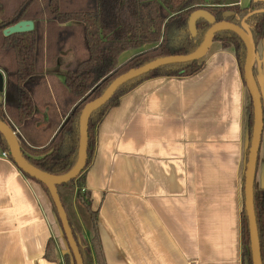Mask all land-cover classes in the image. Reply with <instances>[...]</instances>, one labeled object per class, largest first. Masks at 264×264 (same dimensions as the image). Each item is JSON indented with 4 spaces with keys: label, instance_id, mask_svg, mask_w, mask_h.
I'll list each match as a JSON object with an SVG mask.
<instances>
[{
    "label": "crops",
    "instance_id": "obj_1",
    "mask_svg": "<svg viewBox=\"0 0 264 264\" xmlns=\"http://www.w3.org/2000/svg\"><path fill=\"white\" fill-rule=\"evenodd\" d=\"M250 3L238 0L243 9ZM136 53L121 54L119 64ZM77 58L76 51L59 57L46 82L62 84L61 68ZM203 60L192 77L142 82L97 126L84 188L98 214L105 264H242L251 101L233 48L213 42ZM255 62V79H261L258 47ZM3 78L2 105L9 100ZM49 111L38 101L28 144L43 147L52 136ZM3 153L0 148V264H64L66 246L51 201ZM254 185L264 189V131ZM68 195L77 215L74 194ZM80 229L86 264H95L87 222ZM49 242L55 261L44 257Z\"/></svg>",
    "mask_w": 264,
    "mask_h": 264
},
{
    "label": "trees",
    "instance_id": "obj_2",
    "mask_svg": "<svg viewBox=\"0 0 264 264\" xmlns=\"http://www.w3.org/2000/svg\"><path fill=\"white\" fill-rule=\"evenodd\" d=\"M260 9H264V4L254 3L253 0L245 9L239 7L238 0H230L229 3L221 0H0V73L6 78L9 95V100L0 105V121L15 131L21 154L30 165L49 175L63 176L77 162L79 118L87 103L100 97L122 74L160 58L192 54L203 44L211 25L205 21L197 22V36L191 38L187 22L192 13L203 10L210 13L216 23L227 22L239 26L245 16ZM22 21L33 22V31L3 36L5 29ZM245 24L256 47L264 42V13L249 17ZM75 28L80 31L87 56L85 59L66 63L61 68L63 83L50 85L46 82V76L52 73L51 68L56 60L68 54L69 42L74 38ZM214 42H218L223 49L233 48L245 85L243 71L247 51L241 39L230 31L222 30L214 35ZM128 51L137 53L119 64L120 55ZM204 65V60L201 59L187 64L161 67L121 86L106 104L91 114L84 170L76 179L57 187V191L63 208L61 190L74 194L76 205L83 208L95 264H105V260L98 237V214L91 210L84 180L94 154L98 124L108 110L119 104L121 97L142 82L153 78L192 77ZM253 76L255 79L254 69ZM40 100L50 106L49 122L46 126L52 136L43 147H34L26 139L38 123L36 108ZM57 110H60V114ZM252 126L251 106L247 122L245 166ZM0 148L12 161L9 146L1 134ZM23 174L39 184L51 201L49 191L44 185ZM243 189L244 175L240 216L241 257L242 264H252ZM253 204L261 263L264 264V189L254 186ZM52 206L59 222L53 203ZM67 220L82 264H86L68 216ZM59 226L66 246L64 264H75L60 222ZM44 257L48 261H55L52 242L48 243Z\"/></svg>",
    "mask_w": 264,
    "mask_h": 264
},
{
    "label": "water",
    "instance_id": "obj_3",
    "mask_svg": "<svg viewBox=\"0 0 264 264\" xmlns=\"http://www.w3.org/2000/svg\"><path fill=\"white\" fill-rule=\"evenodd\" d=\"M254 3L264 4V0H253ZM260 13H264V9L253 11L245 16L240 25H234L227 22L216 23L213 16L203 10H198L192 13L188 19V33L191 38L197 36V22L205 21L210 24L211 27L205 35L203 44L192 54L186 56H170L160 58L152 61L140 68L130 70L118 78H116L104 91V93L97 99L87 103L79 118V145H78V158L75 166L70 172L63 176H52L44 173L37 168L30 165L22 156L20 146L15 132L10 126L0 121V134L5 138L9 146V154L14 164L20 171L44 185L50 194L51 201L56 209L57 216L61 225V229L66 238L68 247L71 250L75 264H82L81 256L77 247V244L73 238L70 227L68 225L67 216L62 206L57 187L65 185L72 180L76 179L84 170L87 159V141H88V121L91 114L98 108L106 104L116 91L128 82L135 80L143 75H146L152 71H155L161 67L170 65L187 64L203 59L209 51L212 43L214 42V35L222 30H227L237 35L246 47L247 57L243 71V78L246 90L249 94L252 114H253V126L251 141L249 146V152L247 156L245 172H244V207L248 220V231L250 239V251L252 264H262L260 256V247L258 240V232L254 213L253 193L255 184L256 167L259 157V150L261 146L263 131H264V109L262 104V98L259 88L255 82L253 76V69L256 60V46L253 41L252 34L245 24V21ZM33 22L22 21L13 25L3 31L4 37H9L15 34L28 33L33 31ZM4 91V78L0 73V93ZM0 104H2V98L0 97ZM247 264V263H246Z\"/></svg>",
    "mask_w": 264,
    "mask_h": 264
},
{
    "label": "rangeland",
    "instance_id": "obj_4",
    "mask_svg": "<svg viewBox=\"0 0 264 264\" xmlns=\"http://www.w3.org/2000/svg\"><path fill=\"white\" fill-rule=\"evenodd\" d=\"M73 33H74V35H73L74 38H73V40H70V42H69V46H68L69 52L68 53H70V52L73 53V51L74 52L76 51V55L78 54V57H79V54H81L82 59H85L87 54H86V51L84 49L83 43H81L82 40H81L80 35H79L80 31L77 28H75L73 30ZM257 47H258V52H259V57H260V63H259V66L257 68L260 71L262 78L259 79L258 77H256V79H257V82L259 85L260 94H261V98H262V104L264 107V55L262 52L261 42L258 44ZM78 60H79V58H77V61ZM261 62H262V64H261ZM254 65H256V62ZM67 192L68 191H66V190H61L60 196H61L62 202L64 204L66 214H67V216L71 222V225L74 229V232L78 238V241L82 245L83 242H82V235H81V229L80 228H81V223L83 221L85 223L87 222V218H85L86 217L85 214L83 215L84 211H83V208H81L80 206H77V212H78L77 215L74 213L72 206H71V203H70V196L68 195L70 192H68V193Z\"/></svg>",
    "mask_w": 264,
    "mask_h": 264
},
{
    "label": "built area",
    "instance_id": "obj_5",
    "mask_svg": "<svg viewBox=\"0 0 264 264\" xmlns=\"http://www.w3.org/2000/svg\"><path fill=\"white\" fill-rule=\"evenodd\" d=\"M14 132H15V131H14ZM2 156L5 157V158L8 157L6 153H3Z\"/></svg>",
    "mask_w": 264,
    "mask_h": 264
}]
</instances>
